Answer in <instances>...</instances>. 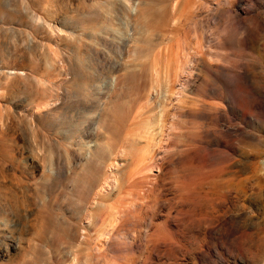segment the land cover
I'll use <instances>...</instances> for the list:
<instances>
[{"label": "rangeland", "instance_id": "obj_1", "mask_svg": "<svg viewBox=\"0 0 264 264\" xmlns=\"http://www.w3.org/2000/svg\"><path fill=\"white\" fill-rule=\"evenodd\" d=\"M263 161L264 0H0V264H252Z\"/></svg>", "mask_w": 264, "mask_h": 264}, {"label": "bare ground", "instance_id": "obj_2", "mask_svg": "<svg viewBox=\"0 0 264 264\" xmlns=\"http://www.w3.org/2000/svg\"><path fill=\"white\" fill-rule=\"evenodd\" d=\"M134 16V15H133ZM139 19V18H138ZM137 23V22H136ZM203 145L206 147V148H208V145L206 144V143H203ZM77 157H78V155H77ZM250 164H251V166H252V168H254L255 170L257 169L256 168V166H255V163L254 162H252V161H250ZM263 164H264V161H263ZM38 168V165H35L34 164V167H33V169H37ZM138 168V167H137ZM197 168V167H196ZM254 173V172H253ZM197 180V179H196ZM196 180H194L195 182H196ZM193 181V182H194ZM194 184V183H193ZM196 184V183H195ZM219 184V183H218ZM184 187V186H183ZM241 188V184H238L237 185V189H240ZM189 189V188H188ZM193 189V188H192ZM192 189H190V190H192ZM233 189V188H232ZM189 191V190H188ZM191 192V191H190ZM227 199V198H226ZM226 202V201H225ZM174 245H172V244H168V247H170V248H172ZM8 247H9V245H7L6 246V250H8ZM169 248V249H170ZM257 254L256 255H254L253 257H252V260L250 261L252 264H264V255H263V257H262V252H264L263 250H264V239H262L261 240V242L257 245ZM197 252V251H196ZM212 253V250L209 248L208 249V254H211ZM194 255H196V259H197V262L199 263V264H202V262H203V257L202 256H199L198 255V253H196V254H193V256ZM205 257H207V256H205ZM194 257H192V259H193ZM208 258V257H207ZM246 261V259H244V258H241L240 259V262L242 263V264H244V262ZM249 264V263H248Z\"/></svg>", "mask_w": 264, "mask_h": 264}]
</instances>
